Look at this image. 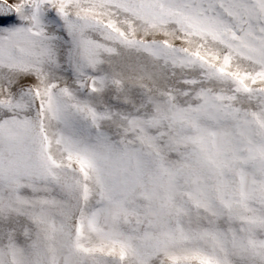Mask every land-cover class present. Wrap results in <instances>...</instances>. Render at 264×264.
<instances>
[{
	"label": "snow or ice",
	"instance_id": "6c2138e0",
	"mask_svg": "<svg viewBox=\"0 0 264 264\" xmlns=\"http://www.w3.org/2000/svg\"><path fill=\"white\" fill-rule=\"evenodd\" d=\"M0 264H264V0H0Z\"/></svg>",
	"mask_w": 264,
	"mask_h": 264
}]
</instances>
